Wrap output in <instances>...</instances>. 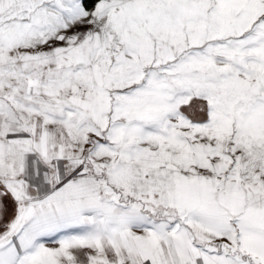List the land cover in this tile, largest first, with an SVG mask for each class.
<instances>
[{"label":"snow or ice","instance_id":"6c2138e0","mask_svg":"<svg viewBox=\"0 0 264 264\" xmlns=\"http://www.w3.org/2000/svg\"><path fill=\"white\" fill-rule=\"evenodd\" d=\"M0 264H264V0H0Z\"/></svg>","mask_w":264,"mask_h":264}]
</instances>
